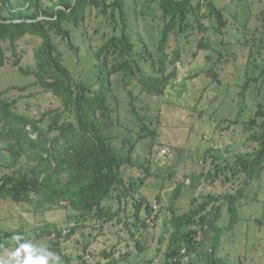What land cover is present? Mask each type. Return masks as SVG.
<instances>
[{
  "label": "trees",
  "instance_id": "trees-1",
  "mask_svg": "<svg viewBox=\"0 0 264 264\" xmlns=\"http://www.w3.org/2000/svg\"><path fill=\"white\" fill-rule=\"evenodd\" d=\"M42 1L0 0V69L18 67L23 76H32L35 85L59 101L58 106L32 117L18 111L24 95L9 97L0 91V202L34 203L35 207L38 203L56 204L71 211L77 222L63 231L45 227L31 239L23 231L0 230V253L29 245L33 258L47 252L61 254L60 240L70 238L79 223H94L101 230L113 221L123 224V240H129L126 243L132 240L136 251H145L142 238L149 222L154 224L159 217L153 215L152 205L142 194L151 177V161L147 157L138 162L136 155L141 146L152 155L155 127L160 122L158 114L151 116V108L144 102L163 97L177 78L184 42L210 28L223 33L230 27L229 18L237 19L239 12L231 14L214 0H148L157 5L163 18L153 50L139 41L131 28L130 15L135 13L128 0H56L51 8H43ZM251 5L240 9L248 15L244 22L239 21L240 26L244 27L252 15ZM91 10L102 18L105 27L102 31L94 29L92 35L86 22ZM96 34L100 35L98 45L93 43ZM26 37L40 40L33 49V68L20 65L25 52L19 45ZM61 45L78 63L85 58V74L73 75ZM196 48L193 57L208 49L203 37ZM259 79L264 84V67L256 78L246 81L242 94ZM244 131L250 133L248 140L255 150L237 154L233 162L226 160V165L214 162L205 177L211 184L220 176L222 184L233 181V191L209 194L205 201L181 214L177 207H169L167 231L161 228L159 236L160 243L168 238L163 264H226L217 255L223 233L238 225L245 189L264 172V95L244 122ZM224 205L229 216L219 226ZM14 235L23 239L13 241ZM46 238L54 241L42 247L39 241ZM118 239L110 250L100 252L101 258L94 264H118L128 259L129 253L114 258ZM89 246V242L84 244V252L93 256ZM62 257L67 263L72 260L65 254ZM190 258H197V262ZM77 260L86 264L84 255Z\"/></svg>",
  "mask_w": 264,
  "mask_h": 264
},
{
  "label": "rangeland",
  "instance_id": "rangeland-1",
  "mask_svg": "<svg viewBox=\"0 0 264 264\" xmlns=\"http://www.w3.org/2000/svg\"><path fill=\"white\" fill-rule=\"evenodd\" d=\"M16 1L21 0H11L12 3ZM54 1L43 0L42 7L51 8ZM214 1L218 7H226L231 14L239 12L237 19L230 17L229 29L221 34L210 28L206 33H195L188 39L189 42H184L185 52L177 64V78L169 84L163 97L144 102L151 108L150 115L154 117L158 114L160 122L155 127L157 137L152 155L148 156V150L142 146L136 155L138 162H143L147 157L151 161V177L146 181L142 194L152 205L153 215L159 217L154 224L149 222V229L142 238L146 250L136 251L132 240L126 243L129 240H123V224L116 221L101 230L94 223L85 222L83 226L77 223L72 236L60 240L61 254L47 252L43 256L46 264H83L77 260L82 255L86 264H94L101 258L100 252L110 250L118 237L119 246L114 258L123 253L130 254L126 261L118 264H163L168 238L160 243L159 236L163 219L168 220L166 227L169 223V207H177L176 212L181 214L205 201L209 194L219 196L233 191V181L222 184L220 176L211 184L205 177L212 171L214 162L226 165V160L233 162L237 154L244 155L255 150V145L248 140L250 133L244 131V122L251 118L257 101L262 100L264 84L262 79L251 82L243 94L242 87L249 78H256L264 67V0H241L239 3L232 0ZM128 3H131L130 9L135 13L130 15L131 28L139 41L154 50L163 28V18L157 5L149 4L148 0H128ZM249 3L252 4V15L243 27L238 23L244 22L248 15H243L240 9ZM86 22L90 35L94 29L102 31L105 28L95 10H91ZM204 23L210 26L209 21ZM201 37L208 43V49L198 51L193 57ZM99 41L100 35H94L93 43L98 45ZM39 43L36 37L21 40L19 49L25 52L20 64L22 67H34L33 49ZM60 49L73 75L85 74V58L78 63L66 46L61 45ZM23 87L26 88L24 91L19 90ZM0 91L9 97L24 95L25 98L18 104V111L32 117H39L59 104L51 94L35 85L32 76H23L18 67L10 65L0 69ZM214 153L217 154V161ZM192 201H195L194 205H191ZM239 213L240 222L230 230L225 229L217 255L225 259L226 264H264V172L246 187ZM73 215L56 204L38 203L35 207L34 203L16 205L0 202V230L23 231L27 239H31L45 227L50 231L55 228L63 231L67 226H74L77 221ZM228 216L227 205H224L219 226L227 222ZM50 241L54 240L46 238L39 242L44 247ZM86 242H89L88 250L92 251L93 256L84 252ZM9 252L14 253V248L0 253V262L9 259ZM51 254L53 258H50ZM62 254L72 257L71 262L67 263ZM23 257H20L21 262ZM55 257H59V260H55ZM190 261L196 263L197 258H190ZM12 264H17L14 257Z\"/></svg>",
  "mask_w": 264,
  "mask_h": 264
},
{
  "label": "clouds",
  "instance_id": "clouds-1",
  "mask_svg": "<svg viewBox=\"0 0 264 264\" xmlns=\"http://www.w3.org/2000/svg\"><path fill=\"white\" fill-rule=\"evenodd\" d=\"M21 239H23V237L19 236V235H14L12 237L13 241H20ZM8 253L9 259L7 261H3L0 262V264H12V258L14 257L17 261V264H46V259L45 257L41 256V257H37V258H33V252H32V248L28 245H21L14 253ZM23 253L24 255V259L20 260L21 254ZM50 258H53V255L51 254ZM55 260H59V257H55Z\"/></svg>",
  "mask_w": 264,
  "mask_h": 264
},
{
  "label": "water",
  "instance_id": "water-1",
  "mask_svg": "<svg viewBox=\"0 0 264 264\" xmlns=\"http://www.w3.org/2000/svg\"><path fill=\"white\" fill-rule=\"evenodd\" d=\"M167 219L166 218H164L163 219V221H162V229L164 230V231H167V228H166V223H167Z\"/></svg>",
  "mask_w": 264,
  "mask_h": 264
}]
</instances>
